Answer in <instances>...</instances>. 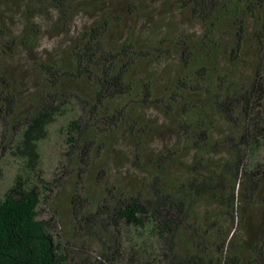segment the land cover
<instances>
[{"label":"trees","instance_id":"1","mask_svg":"<svg viewBox=\"0 0 264 264\" xmlns=\"http://www.w3.org/2000/svg\"><path fill=\"white\" fill-rule=\"evenodd\" d=\"M45 1L60 32L76 11L98 16L65 52L33 61L39 78L0 64V121L21 130L18 153L36 164L38 141L76 105L69 139L87 174L120 133L144 173L126 191L107 187L96 209L161 244L130 239L126 264H264V0H164L189 29L171 15L154 21L145 0ZM7 10L0 0V48L10 55ZM42 12L25 4L28 48ZM25 182L18 176L0 200V264H64L40 218L42 192Z\"/></svg>","mask_w":264,"mask_h":264},{"label":"rangeland","instance_id":"2","mask_svg":"<svg viewBox=\"0 0 264 264\" xmlns=\"http://www.w3.org/2000/svg\"><path fill=\"white\" fill-rule=\"evenodd\" d=\"M10 14V26L12 35L17 42L7 55L0 48V64H17L26 69L35 78H39L33 68V61L56 57L65 52L70 42L81 32L84 26L91 23L98 16V11L92 14L83 10L76 11L69 31L60 32L54 26L56 11L45 0H2ZM23 1V2H22ZM103 1V0H101ZM147 9L154 8L151 18L154 21L162 19L165 15H171L184 29L195 24L188 23V19L175 5H169L172 10L167 13L163 6L168 8L164 0H145ZM37 4L43 7L44 12L35 17V25L38 28L36 38L32 42V48H28L20 42L19 37L24 34L27 21L25 4ZM109 2V6H112ZM116 12L120 6L115 5ZM11 10V11H10ZM145 23L140 20V24ZM166 23L157 24L164 26ZM175 58L165 62L172 64ZM39 76V77H37ZM33 89L30 87L27 92ZM73 111L60 118H56L48 127L47 136L38 141V162L34 164L28 156H21L15 145L20 144L22 132L20 129L12 130L11 126H5L0 121V200L16 182L18 176L26 179L28 186L37 185L42 192L40 202V218L49 220L50 231L60 244L64 264H126V250L129 240L142 238L148 248L157 250L161 244L153 238L147 229H135L124 220L113 219L111 212L97 214L102 198L106 196V188H112L114 184L125 188L144 176L142 170L134 163L131 155V147L125 133H120L114 139L113 148L110 149L105 162L96 166L94 174L88 175L84 164H80L76 152L72 148V140L69 139V119L78 113L76 105ZM151 116H159L157 111L150 110ZM160 137V136H159ZM77 151H81L79 148ZM103 169V170H101ZM101 170V171H100ZM100 171L98 174L97 172ZM99 176V177H97ZM78 200V201H77ZM80 210L76 216V210Z\"/></svg>","mask_w":264,"mask_h":264}]
</instances>
